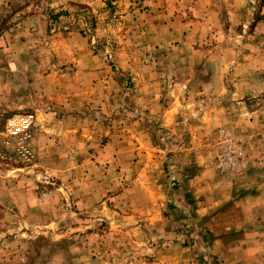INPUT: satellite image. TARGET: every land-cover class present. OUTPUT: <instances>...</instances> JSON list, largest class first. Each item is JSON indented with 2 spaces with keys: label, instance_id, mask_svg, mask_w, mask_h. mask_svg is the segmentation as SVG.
I'll return each instance as SVG.
<instances>
[{
  "label": "rangeland",
  "instance_id": "obj_1",
  "mask_svg": "<svg viewBox=\"0 0 264 264\" xmlns=\"http://www.w3.org/2000/svg\"><path fill=\"white\" fill-rule=\"evenodd\" d=\"M19 112L0 264H222L231 203L264 196V0H0V124Z\"/></svg>",
  "mask_w": 264,
  "mask_h": 264
},
{
  "label": "crops",
  "instance_id": "obj_2",
  "mask_svg": "<svg viewBox=\"0 0 264 264\" xmlns=\"http://www.w3.org/2000/svg\"><path fill=\"white\" fill-rule=\"evenodd\" d=\"M234 200L228 210L233 205L240 208V221L236 228L230 231L229 222L226 223L224 216L222 225L223 231L239 235L218 237L214 242V247L218 249L217 255L222 264H264V204L262 205L264 196H239ZM249 200L251 201L248 202ZM245 202H248L246 207ZM242 217V220L248 221H241Z\"/></svg>",
  "mask_w": 264,
  "mask_h": 264
},
{
  "label": "built area",
  "instance_id": "obj_3",
  "mask_svg": "<svg viewBox=\"0 0 264 264\" xmlns=\"http://www.w3.org/2000/svg\"><path fill=\"white\" fill-rule=\"evenodd\" d=\"M48 8H65L68 3L82 0H41ZM36 116L33 112H19L7 117L0 124V163L13 158L30 159L31 140Z\"/></svg>",
  "mask_w": 264,
  "mask_h": 264
}]
</instances>
